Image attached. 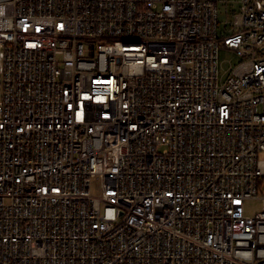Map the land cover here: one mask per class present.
Masks as SVG:
<instances>
[{"label":"built area","instance_id":"obj_1","mask_svg":"<svg viewBox=\"0 0 264 264\" xmlns=\"http://www.w3.org/2000/svg\"><path fill=\"white\" fill-rule=\"evenodd\" d=\"M236 7L0 0V264H264V0Z\"/></svg>","mask_w":264,"mask_h":264},{"label":"rangeland","instance_id":"obj_2","mask_svg":"<svg viewBox=\"0 0 264 264\" xmlns=\"http://www.w3.org/2000/svg\"><path fill=\"white\" fill-rule=\"evenodd\" d=\"M239 0H221V4L218 6V23L219 28H222L224 23L232 18L230 12L237 9L236 3ZM228 10L229 13H225V10ZM220 61H223V68L226 69L230 64H235L237 62V58L233 53L224 51L223 49L220 50L219 53ZM261 189H264V180H262ZM91 195L93 197H99L100 195V188L98 180H93L92 188L90 190ZM261 211V202L260 201H248L244 204V214L246 216H254L256 213Z\"/></svg>","mask_w":264,"mask_h":264},{"label":"trees","instance_id":"obj_3","mask_svg":"<svg viewBox=\"0 0 264 264\" xmlns=\"http://www.w3.org/2000/svg\"><path fill=\"white\" fill-rule=\"evenodd\" d=\"M214 2H215V4L217 5V6H219L221 3H220V0H213ZM220 3V4H219ZM231 14L233 13V11H231L230 12Z\"/></svg>","mask_w":264,"mask_h":264},{"label":"bare ground","instance_id":"obj_4","mask_svg":"<svg viewBox=\"0 0 264 264\" xmlns=\"http://www.w3.org/2000/svg\"><path fill=\"white\" fill-rule=\"evenodd\" d=\"M220 4V3H219Z\"/></svg>","mask_w":264,"mask_h":264}]
</instances>
